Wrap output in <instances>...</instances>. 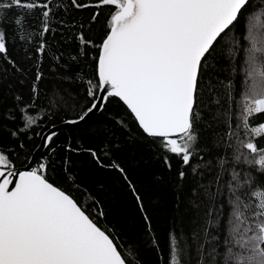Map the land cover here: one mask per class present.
I'll return each instance as SVG.
<instances>
[{
	"label": "snow or ice",
	"instance_id": "6c2138e0",
	"mask_svg": "<svg viewBox=\"0 0 264 264\" xmlns=\"http://www.w3.org/2000/svg\"><path fill=\"white\" fill-rule=\"evenodd\" d=\"M0 90V264H264V0H0ZM57 120L83 135L58 144ZM117 130L171 173L163 238ZM81 155L118 174L142 230L101 222Z\"/></svg>",
	"mask_w": 264,
	"mask_h": 264
},
{
	"label": "trees",
	"instance_id": "16d2710c",
	"mask_svg": "<svg viewBox=\"0 0 264 264\" xmlns=\"http://www.w3.org/2000/svg\"><path fill=\"white\" fill-rule=\"evenodd\" d=\"M18 54L23 55L22 52H18ZM0 97H3V102L7 104L11 103V100L3 95V90H0ZM108 107L109 113L113 114L121 110L116 104H111ZM107 115L108 113H99L93 117V120L89 124L104 121ZM260 120H264V115L259 118L257 123ZM58 124H61L59 120H57ZM133 132H135L134 127ZM59 133L58 144L67 138H71L73 142H76L77 138L83 135L82 130L77 128H66ZM125 136L126 133L117 130L116 140L120 141L123 145L117 155L129 169V174L138 189L152 197V205H158V208L153 213L155 217L153 227L156 233L163 238L170 227L181 224L180 215L174 207L176 197L172 186L169 184L171 173L167 172L162 162L156 158L154 149L149 148L147 144L143 143L128 144ZM8 142L7 138H5V143ZM84 143L95 145L99 142L84 136ZM33 149L34 146L30 145L25 155H22L20 160L16 161L17 167L26 165L25 156H28V152L33 151ZM57 151L59 152L60 149L58 148ZM44 152L46 153V150ZM30 158L31 156H28V160ZM72 159L76 162L73 171L78 174L79 181L87 185L104 204L106 219L101 222L106 223L107 226L114 228L117 232H136L142 230L143 222L136 203L131 193L123 185V182L117 179L118 174L103 172L97 169L86 155L73 156ZM157 177L160 178L159 183L155 182ZM100 183L104 185L103 191L97 189V185ZM85 198L87 199V197ZM145 259L149 264H154L155 257L151 253H146Z\"/></svg>",
	"mask_w": 264,
	"mask_h": 264
},
{
	"label": "water",
	"instance_id": "95a60500",
	"mask_svg": "<svg viewBox=\"0 0 264 264\" xmlns=\"http://www.w3.org/2000/svg\"><path fill=\"white\" fill-rule=\"evenodd\" d=\"M99 114V113H98ZM66 128H75L74 126H69V125H64V124H58L57 126H56V130L58 131V132H60V131H62V130H64V129H66ZM42 151H45V150H42ZM34 157L33 156H31V158H30V160H32ZM35 159H36V161L38 162V160L40 159V157H35ZM27 166L28 167H31V166H34V165H32V164H27ZM20 168H24V166H22V167H20Z\"/></svg>",
	"mask_w": 264,
	"mask_h": 264
}]
</instances>
